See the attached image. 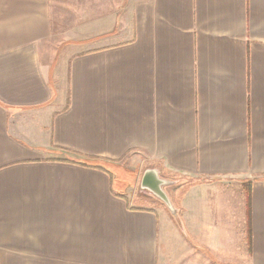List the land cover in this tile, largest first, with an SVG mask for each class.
<instances>
[{
  "label": "crops",
  "instance_id": "0c3cea01",
  "mask_svg": "<svg viewBox=\"0 0 264 264\" xmlns=\"http://www.w3.org/2000/svg\"><path fill=\"white\" fill-rule=\"evenodd\" d=\"M0 264H264V0H0Z\"/></svg>",
  "mask_w": 264,
  "mask_h": 264
},
{
  "label": "water",
  "instance_id": "95a60500",
  "mask_svg": "<svg viewBox=\"0 0 264 264\" xmlns=\"http://www.w3.org/2000/svg\"><path fill=\"white\" fill-rule=\"evenodd\" d=\"M171 182V180L163 177L160 174L159 169L151 167L144 171L140 180V188L163 201L178 218L177 209L175 208L167 191L164 188L167 184H171Z\"/></svg>",
  "mask_w": 264,
  "mask_h": 264
},
{
  "label": "rangeland",
  "instance_id": "374dc122",
  "mask_svg": "<svg viewBox=\"0 0 264 264\" xmlns=\"http://www.w3.org/2000/svg\"><path fill=\"white\" fill-rule=\"evenodd\" d=\"M131 165H134V166H137V167H139L140 165H141V160L140 161H137V160H135V161H133L132 163H131ZM143 168V166L140 168L141 169V171L143 170L142 169ZM117 173H118V175L119 176H121L120 174L122 173V174H124L127 178H131L132 176H133V173H132V171L130 170V169H128V168H118V170H117ZM162 176L163 177H165L163 174H162ZM165 178H167V179H169V180H171L172 182H171V184L169 183V184H167L164 188H165V190L167 191V193H168V195H169V197H170V199H171V201H172V203L174 204V202H173V200H175V198H173V195L175 196V192H177V189L179 188V187H181V183H183V180L182 179H180V178H169V177H165ZM118 179H119V177H118ZM189 183H190V181H189ZM118 184L119 185H121L120 184V181L118 180ZM188 185V184H187ZM139 186H140V183H139ZM186 188L187 187H182V190H186ZM135 190H139V188H138V184H137V187L135 188ZM172 197V198H171ZM156 198V197H155ZM153 198L152 200V202H148L147 204L148 205H150V206H152V207H154V208H157V209H159V210H166L167 212H169L170 214H172V215H175L174 214V212H172V210L163 202V201H161L160 199H158V198ZM175 206V205H174ZM184 227V226H183ZM235 238H237V240H236V242H237V244H240V240L242 239V237H239L238 238V234H237V236H235ZM244 238V237H243ZM245 240V239H244ZM201 245V244H200ZM202 246V245H201ZM237 247H238V245H237Z\"/></svg>",
  "mask_w": 264,
  "mask_h": 264
}]
</instances>
